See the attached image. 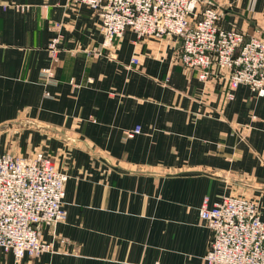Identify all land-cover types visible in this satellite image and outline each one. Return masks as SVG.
I'll use <instances>...</instances> for the list:
<instances>
[{"label":"crops","instance_id":"crops-1","mask_svg":"<svg viewBox=\"0 0 264 264\" xmlns=\"http://www.w3.org/2000/svg\"><path fill=\"white\" fill-rule=\"evenodd\" d=\"M202 2L264 40V0ZM99 25L79 0H0V150L67 175L66 219L42 231L54 253L15 263L0 248V264H203V199H254L264 223V95L241 85L228 100L224 71L181 67L177 37L127 29L104 48Z\"/></svg>","mask_w":264,"mask_h":264},{"label":"built area","instance_id":"built-area-1","mask_svg":"<svg viewBox=\"0 0 264 264\" xmlns=\"http://www.w3.org/2000/svg\"><path fill=\"white\" fill-rule=\"evenodd\" d=\"M97 12L102 46L110 47L128 29L136 39L181 40L178 62L194 71L200 81L212 68L224 71L228 100L238 86L258 97L264 95V40L236 30L217 27L220 11L202 0H79ZM59 25H56L58 27ZM58 39L48 44V55L57 60ZM138 59L132 57L131 63ZM52 77L49 68L41 71ZM139 133L136 127L126 134ZM67 175L41 152L14 156L0 150V248L15 263L28 256L52 255L51 243L42 239L44 227L54 228L67 216L62 206ZM199 218L210 231L203 264H264V223L256 200L224 196L208 206L203 199Z\"/></svg>","mask_w":264,"mask_h":264},{"label":"bare ground","instance_id":"bare-ground-1","mask_svg":"<svg viewBox=\"0 0 264 264\" xmlns=\"http://www.w3.org/2000/svg\"><path fill=\"white\" fill-rule=\"evenodd\" d=\"M218 21H219V20H218ZM216 25H217V27H219L218 22L216 23ZM219 28H220V27H219ZM221 29H222V28H221ZM170 37H173V36H170ZM208 78H209V77H208ZM208 78H207V79H208ZM207 79H206V80H207ZM238 87H239V86H238ZM234 90H235V89H234Z\"/></svg>","mask_w":264,"mask_h":264}]
</instances>
